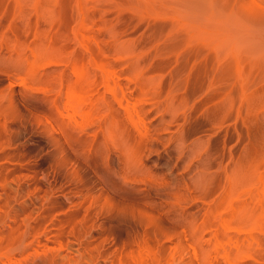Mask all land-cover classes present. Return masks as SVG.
Wrapping results in <instances>:
<instances>
[{"label":"rangeland","instance_id":"374dc122","mask_svg":"<svg viewBox=\"0 0 264 264\" xmlns=\"http://www.w3.org/2000/svg\"><path fill=\"white\" fill-rule=\"evenodd\" d=\"M232 239L264 264V0H0V264H235Z\"/></svg>","mask_w":264,"mask_h":264},{"label":"bare ground","instance_id":"6f19581e","mask_svg":"<svg viewBox=\"0 0 264 264\" xmlns=\"http://www.w3.org/2000/svg\"><path fill=\"white\" fill-rule=\"evenodd\" d=\"M104 72H105V70H104ZM106 72H108V74H106V76H108V78H109V80L108 81H114L115 82V84L117 85L118 83H116V77H118V76H114L113 75V72H112V70L107 66V70H106ZM107 78V79H108ZM112 81V82H113ZM111 82V83H112ZM109 84V83H108ZM120 87V86H119ZM75 89V88H74ZM124 92V91H123ZM93 94V93H92ZM122 96V95H121ZM125 96V95H124ZM124 98V97H123ZM88 99H90V96L88 97V88H80L78 91H72V100H71V108L73 109V111L77 114V111L78 112H80L81 111V109H83L84 108V106L87 104V102H88ZM89 104V103H88ZM84 111V110H83ZM82 112V111H81ZM136 113V116H137V118L136 119H138V123H143V121H144V118H145V114H143L141 111H136L135 112ZM243 221V220H242ZM243 223V222H242ZM241 225V224H240ZM243 225H244V223H243ZM250 226V225H249ZM241 227V226H240ZM244 227V226H243ZM246 227V226H245ZM247 229H249V228H247ZM230 236L231 237V235L230 234H223V236H225V237H227V236ZM228 236V237H229ZM224 237V238H225ZM234 237V236H233ZM229 239V238H228ZM221 240H223V238L221 239ZM227 240V239H226ZM236 239H232V242L231 243H229V244H231V245H228V243H227V246H223V248H220L219 246V248H220V250H223V255H225V256H227L226 258H228L232 263H237L238 262V259L240 258V256L241 255H243V253L245 252V251H247V250H245V249H247V248H244L243 246H242V244H241V246L244 248V250L242 251V250H239V249H237V247H234V246H232L233 245V242L235 241ZM246 240V239H245ZM231 241V240H230ZM228 242V241H227ZM237 242H239V241H237ZM234 243H236V242H234ZM239 244V243H238ZM240 245V244H239ZM245 245V244H244ZM243 248H241V249H243ZM225 253V254H224ZM246 253V252H245ZM244 253V254H245ZM2 257H3V259L5 258V259H7V261H9L8 259L10 258L9 257V255L6 253V254H3L2 255ZM1 256H0V258H2ZM2 260V259H1Z\"/></svg>","mask_w":264,"mask_h":264}]
</instances>
